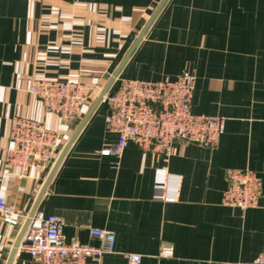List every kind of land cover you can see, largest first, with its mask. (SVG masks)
<instances>
[{
  "label": "crops",
  "instance_id": "1",
  "mask_svg": "<svg viewBox=\"0 0 264 264\" xmlns=\"http://www.w3.org/2000/svg\"><path fill=\"white\" fill-rule=\"evenodd\" d=\"M161 7V8H160ZM159 13L110 90L123 79L196 75L192 112L225 119L218 145L176 141L169 159L130 145L102 156L117 137L102 101L82 127L41 201L65 223L69 242L99 246L90 229L116 234L114 254L98 264H255L264 249V0H0V199L19 215H0V264L14 246L59 155L155 12ZM81 82L94 97L74 122L47 114L28 92L34 79ZM34 120L59 137L55 162L19 177L3 151L12 119ZM115 161L118 164H115ZM180 176L176 203L154 201L155 170ZM261 182L255 208L225 207L228 172ZM165 246L171 257H161ZM10 264H34L18 251Z\"/></svg>",
  "mask_w": 264,
  "mask_h": 264
},
{
  "label": "built area",
  "instance_id": "2",
  "mask_svg": "<svg viewBox=\"0 0 264 264\" xmlns=\"http://www.w3.org/2000/svg\"><path fill=\"white\" fill-rule=\"evenodd\" d=\"M197 77L183 71L176 79L145 81L123 79L118 88L104 96L109 106L105 124L116 142L102 150V156L119 160L130 145L169 159L176 141L195 143L206 148L218 145L225 133V119L196 115L192 99ZM28 92L37 97L47 114L74 122L94 97V89L75 81L34 79ZM10 145L3 151L6 165L19 169V177L28 176L31 168L48 169L55 162L59 137L42 124L26 118L12 119ZM115 164H118L115 161ZM228 185L222 195L225 207L237 208L243 213L255 208L261 196V182L257 175L246 170L228 172ZM180 176L164 168L155 170L153 200L176 203L180 197ZM0 215L8 222L19 215L17 209L0 199ZM64 221L46 215L40 208L32 217L18 247L30 256L34 264H98L107 254H114L116 234L103 229H90L91 237L99 246L69 242L64 235ZM161 257H171L173 249L165 246ZM129 264H141V255H127ZM255 264H264V249Z\"/></svg>",
  "mask_w": 264,
  "mask_h": 264
},
{
  "label": "water",
  "instance_id": "3",
  "mask_svg": "<svg viewBox=\"0 0 264 264\" xmlns=\"http://www.w3.org/2000/svg\"><path fill=\"white\" fill-rule=\"evenodd\" d=\"M161 8V7H160ZM160 8L155 12V14L153 15V17L150 19V21L148 22V24L146 25V27L144 28V30L140 33V35L138 36V38L136 39V41L133 43L130 51L128 52V54L126 55L125 59L123 60L122 64L120 65V67L118 68V70L116 71V73L113 75V77L110 79V81L108 82V84L106 85V87L101 91V93L98 95L96 101L93 103V105L91 106V108L89 109V111L87 112L85 118L83 119L79 129L77 130V132L74 134V136L72 137V139L68 142V144L65 146V148L63 149V151L61 152V154L59 155L53 169L51 170L40 194H39V197L24 225V228L21 232V235L20 237L18 238L15 246H14V249L12 251V255H11V258L8 262V264L11 263L14 255L16 254L17 250H18V247L20 245V242L23 238V235L32 219V217L34 216L35 212L37 211V209L40 207V204H41V201L47 191V188L56 172V170L58 169L61 161L63 160L64 156L66 155L67 151L69 150L70 146L72 145L73 141L75 140L76 136L78 135V133L80 132V130L82 129V127L85 125V123L89 120V118L91 117V115L94 113V111L96 110V108L100 105V103L102 102L104 96L108 93V91L110 90L111 86L113 85L114 81L117 79L120 71L122 70V68L124 67V65L126 64V62L128 61V59L130 58V56L132 55V53L135 51V49L138 47V45L140 44V42L142 41L143 37L145 36L148 28L150 27V25L152 24L153 20L155 19V17L157 16V14L159 13L160 11Z\"/></svg>",
  "mask_w": 264,
  "mask_h": 264
}]
</instances>
